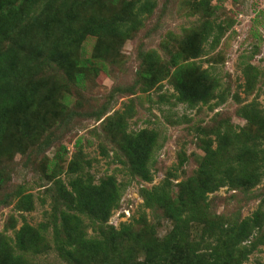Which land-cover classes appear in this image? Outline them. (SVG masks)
Wrapping results in <instances>:
<instances>
[{"label":"rangeland","instance_id":"374dc122","mask_svg":"<svg viewBox=\"0 0 264 264\" xmlns=\"http://www.w3.org/2000/svg\"><path fill=\"white\" fill-rule=\"evenodd\" d=\"M19 1L29 9L20 26L5 22L0 10L4 83L21 93L0 101V264H77L57 249L67 245L65 230L79 217L89 236L126 230L127 256L146 264L160 254L156 244L173 238L175 226L149 193L166 187L169 201L179 205L190 185L220 177L219 163L210 167L215 176L202 174L207 148L219 149L234 133H264V0H152L154 9L140 16L127 40L82 42L69 27L80 30L93 18L128 19L135 0ZM11 3L0 0L4 11ZM211 27L214 35L205 42ZM79 141L82 154L75 150ZM82 160L90 163L91 185L111 179L120 191L105 220L75 210L68 170ZM205 213L236 229L217 247V262L204 250L194 258L192 249L204 247V228L191 221L184 238L170 244L176 253L153 264H264V178L251 188L209 194ZM24 228V240L38 238L37 251L20 250ZM123 251L119 246L117 253Z\"/></svg>","mask_w":264,"mask_h":264},{"label":"trees","instance_id":"16d2710c","mask_svg":"<svg viewBox=\"0 0 264 264\" xmlns=\"http://www.w3.org/2000/svg\"><path fill=\"white\" fill-rule=\"evenodd\" d=\"M11 2L12 3L8 6L9 8L5 11L4 9L6 7L4 5H0L2 17L4 13L6 16L4 20L5 22H13L14 26H20L22 19L24 18V14L27 15L29 9L26 7L22 8L23 4L19 0H11ZM153 4L154 2L152 0H135V4L133 5V9L130 10L128 19L121 18L120 16L111 19L93 18L83 24L80 27V30L69 27L68 31L78 33L77 42H82L85 38H113L116 40H127L131 35V32L137 28L140 16L152 12L154 9L152 6ZM53 17H55V15L49 16L50 19ZM46 19V16L41 17V21H47ZM11 28L12 27H10V29ZM47 29L49 30L48 24ZM13 30H15V27H13ZM213 32L214 28L211 27L207 32L208 34L205 38V42L208 36L214 35ZM3 59H6V55L0 56V64H3ZM72 60H74L73 57L69 60L67 59V64ZM5 70V67L0 65V74H2V76L5 75ZM3 78L4 76H0V101L7 102L13 100V94L17 95L15 99H18L20 96L19 94L21 93H12L5 85ZM80 80L81 76L77 79L78 83ZM182 95L184 94L182 93ZM4 110L5 108H1L0 111ZM2 113L4 117H6V114L4 112ZM246 119L253 122L254 117L252 118L251 116H246ZM75 150L81 154L83 153L82 141L77 142ZM259 153L262 156L261 159H259ZM128 155L131 160L134 159L135 154L133 153V149H128ZM226 156L228 160L221 163L220 158L223 159V157ZM144 158H147V156ZM84 163L85 160L79 161L75 168L73 167V169L68 170V173L71 176L69 178V186L72 188V197L76 202L75 210H77L80 216L89 214L94 218H102L105 220L110 217L112 211L116 208L120 198V191L115 185V182L111 179L109 182H104L98 186L91 185L93 183L85 176L86 165H90V163H86L85 166ZM217 163L221 164L220 167L216 169L220 173V177H216L211 171L212 169H210V167L216 166ZM55 166L56 162L49 167V173L52 172ZM139 168L140 165L137 164V169ZM202 168V174L206 175L208 172L213 173L215 176L214 180L209 178L208 183L205 185H190L185 189V194L181 196L179 205L169 201L166 193V187H162L159 190L155 189L153 192L149 193V198L152 201H161L164 204V207L175 226L173 230V238H168L163 243L156 244L155 250L161 252L159 255H155L153 260L148 257V259H146V264H149V262L150 264L155 263V258L165 261L168 257H171V242H173L174 238H178L180 240L184 238L187 226L191 221L201 224L204 228L201 241V245L204 247L198 246L195 251L192 249L193 255H197L198 251L201 252L204 250L203 254H210L213 260L217 262L219 259L217 247L224 242L223 240L225 237H229L230 234L235 233L236 229L221 220H215L211 219V217H207L205 212L208 210V195L225 186L251 188L252 184H256L259 180L264 178V133L260 136H251L242 133H234V137L227 136L226 141L220 145L219 149H206V158L203 162ZM215 173L217 175V172ZM63 217V220L65 221L64 223H66L69 215L65 213L63 214ZM251 222L254 223L255 229L259 227L258 216H255L254 220ZM28 229L24 228V230H22V232L18 235L19 244H21V246L19 245L21 248L20 250H27L26 252L37 251L38 238L29 241L24 240V231H28ZM56 230L55 235L58 237L60 235V231L57 227ZM65 231L68 234L67 245L60 246L57 250L62 259L66 261H72L77 264H131V262L135 264L127 256V254H132L130 249L125 248L123 245L124 242L122 241V238L123 235L127 233L126 230L118 232L114 228H108L107 230L100 231L96 236H89L83 229L82 219L79 217L73 227H67ZM38 236L41 238L40 234H38ZM238 242L239 240L233 243L235 248H238ZM119 246H121L125 251V253L123 251L121 256L117 253ZM248 248L251 247L242 248L241 251L243 253L240 261L247 260L246 258L250 254ZM252 250H254V247H252ZM10 252H12V250L8 249L7 253ZM91 254L94 255V258H90ZM109 254H111V256H109ZM99 255H101L102 258L97 259ZM162 256L164 259H162ZM11 258L14 259V257L10 254L9 259ZM194 258H199V254ZM20 264L22 263L20 262ZM136 264L141 263L137 262ZM170 264H181V262L178 263L175 260H172ZM195 264H198V260ZM206 264L218 263L211 261Z\"/></svg>","mask_w":264,"mask_h":264}]
</instances>
